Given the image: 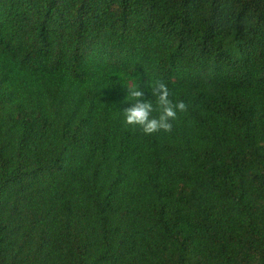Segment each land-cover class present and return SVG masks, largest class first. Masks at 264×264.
I'll return each mask as SVG.
<instances>
[{"label": "trees", "instance_id": "1", "mask_svg": "<svg viewBox=\"0 0 264 264\" xmlns=\"http://www.w3.org/2000/svg\"><path fill=\"white\" fill-rule=\"evenodd\" d=\"M0 264H264V0H0Z\"/></svg>", "mask_w": 264, "mask_h": 264}, {"label": "clouds", "instance_id": "2", "mask_svg": "<svg viewBox=\"0 0 264 264\" xmlns=\"http://www.w3.org/2000/svg\"><path fill=\"white\" fill-rule=\"evenodd\" d=\"M125 86V100L131 101V106L122 110L123 123L126 127L138 129L145 136L170 133L178 113L188 111V104L183 100L174 102L171 99L172 94L162 80H154L149 85L154 101L144 98V86L142 88L138 80L129 81Z\"/></svg>", "mask_w": 264, "mask_h": 264}]
</instances>
